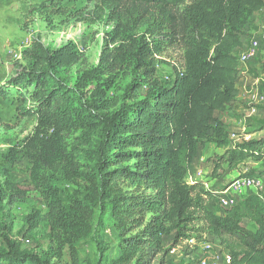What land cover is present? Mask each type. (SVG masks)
Masks as SVG:
<instances>
[{
    "label": "trees",
    "instance_id": "trees-1",
    "mask_svg": "<svg viewBox=\"0 0 264 264\" xmlns=\"http://www.w3.org/2000/svg\"><path fill=\"white\" fill-rule=\"evenodd\" d=\"M98 2L95 19L105 18L112 30L91 73L92 79L103 82L96 87L95 108H114L116 103L107 99L103 85L132 71L139 80L124 96L130 105L116 118L82 107L75 113L71 91L59 86L56 72L77 64L80 57L68 47L51 54L38 39L32 41L26 52L32 67L10 85L31 103L19 114L36 116L38 126L21 147L8 149L2 162L13 165L25 158L37 171L55 248L51 245L46 259H41L4 237L6 251L0 252V264H49L51 258L60 259L64 247L68 264H81L75 245L90 234L97 208L99 223L108 211L119 236V254L107 264H171L166 259L171 249L191 240L200 242L205 235L225 246L231 264H264V202L250 193L217 214L206 206L212 193L201 182H185L189 165L210 140V132L211 142L224 146L215 113L233 100L239 75L234 52L244 45L241 33L264 8V0ZM170 48L179 50L181 62L173 68V79L163 83L157 77L155 54ZM142 86L140 97L137 90ZM8 94L0 91L5 98ZM104 117L110 120L107 126ZM76 121L88 133L102 127L93 151L95 165L86 176L94 194L89 199L64 197L56 188L78 174L73 153L61 147L62 133ZM263 156L264 137L226 149L220 160L231 167ZM14 188L1 193L0 200L23 201ZM40 219L41 212L32 209L24 218V229H35ZM245 221L252 229L245 228ZM169 237L170 247L165 249L164 238Z\"/></svg>",
    "mask_w": 264,
    "mask_h": 264
},
{
    "label": "rangeland",
    "instance_id": "rangeland-1",
    "mask_svg": "<svg viewBox=\"0 0 264 264\" xmlns=\"http://www.w3.org/2000/svg\"><path fill=\"white\" fill-rule=\"evenodd\" d=\"M98 7V0H0V91L9 93L6 98L0 96V194L8 192L10 186H14V192L23 197V201L11 203L0 200V252L6 251L4 237L22 252L41 259H46V253L52 245L51 229L45 216L47 208L41 197L37 171L25 158L13 165L2 162V156L7 150L21 147L26 139L35 135L38 126L36 116L19 114L21 109L30 108L31 103L21 99L18 89L10 85L14 77L31 69L26 52L29 51L32 41L38 39L51 54L68 47L80 57L77 64L60 68L56 72L59 86L71 91L75 113H80L79 108L82 107L84 111L92 114L110 113L109 115L116 118L130 105L124 96L129 94V87L136 85L139 80L138 73L132 71L119 76L111 84L107 82L103 85L107 99L116 103V106L109 109L102 107L99 110L95 108L96 87L103 82L92 79L91 73L98 65L104 40L112 30V25L105 18L95 19L99 13ZM140 34L144 35V32ZM262 34L264 10L253 16L243 29L240 39L245 44L251 37ZM155 59L157 77L163 83L170 82L174 76L173 68L178 67L181 62V53L172 48L160 49L155 54ZM109 85L111 86L107 88ZM236 85L231 104L215 113L216 119L222 124L220 130L225 148L211 142L213 134L210 132V140L199 147L185 179L189 185L201 182L205 190L212 193L213 198L207 200L206 206L214 213L222 210L220 199L231 196L225 191L235 179L247 176L264 178V156L258 161L248 159L231 167L220 160L226 149L264 137V105L257 98H253L257 95L264 96V51H260L248 64L239 65ZM144 91L145 87L142 86L137 93L143 97ZM101 120L106 126L110 124L106 117ZM79 123L76 121L67 132L62 133L61 138V147L73 153L78 163V174L69 184L58 183L56 188L64 197L69 194L89 199L94 194L92 186L86 183V176L95 165L96 156L93 151L102 135V127L98 125L88 133L80 128ZM46 131L42 130V134L45 135ZM51 133L49 131L48 135ZM247 193H252V190ZM32 209L41 212V219L38 227L27 232L24 229V218ZM94 213L90 234L75 245L81 264H96L97 261L107 264L119 254V236L113 228L109 212L104 213L102 223L98 220V208ZM244 226L252 229L248 221L244 222ZM191 241L171 249L166 259L171 264H196L200 258L206 256L200 252L202 243L211 244L215 252H227L225 246L208 235L200 242ZM170 242L171 237L164 238L165 249L170 247ZM68 263L66 247L63 248L60 259L51 258L49 261V264Z\"/></svg>",
    "mask_w": 264,
    "mask_h": 264
},
{
    "label": "built area",
    "instance_id": "built-area-1",
    "mask_svg": "<svg viewBox=\"0 0 264 264\" xmlns=\"http://www.w3.org/2000/svg\"><path fill=\"white\" fill-rule=\"evenodd\" d=\"M260 51H264V34L251 37L249 41L237 51L236 55L239 65H246L253 61ZM253 98H257L256 100L264 105L263 95H257ZM251 190L253 194L257 195L262 200V202H264V178H253L247 176L235 179L227 189V192L231 196L222 197L219 201L221 209H226L233 206L236 203L234 200L235 198L250 194L247 192ZM214 250L215 249L211 244L202 243L200 246V252L205 253L206 256L200 258L196 264H231V259L228 252L222 253L219 251L215 252Z\"/></svg>",
    "mask_w": 264,
    "mask_h": 264
},
{
    "label": "crops",
    "instance_id": "crops-1",
    "mask_svg": "<svg viewBox=\"0 0 264 264\" xmlns=\"http://www.w3.org/2000/svg\"><path fill=\"white\" fill-rule=\"evenodd\" d=\"M263 10H264V8L261 11H263ZM225 192H227V190ZM217 214H220V212H217Z\"/></svg>",
    "mask_w": 264,
    "mask_h": 264
}]
</instances>
